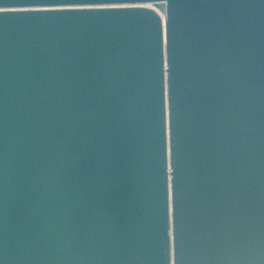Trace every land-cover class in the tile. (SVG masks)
Masks as SVG:
<instances>
[{
    "label": "water",
    "instance_id": "water-1",
    "mask_svg": "<svg viewBox=\"0 0 264 264\" xmlns=\"http://www.w3.org/2000/svg\"><path fill=\"white\" fill-rule=\"evenodd\" d=\"M0 264H264V0H0Z\"/></svg>",
    "mask_w": 264,
    "mask_h": 264
},
{
    "label": "snow or ice",
    "instance_id": "snow-or-ice-1",
    "mask_svg": "<svg viewBox=\"0 0 264 264\" xmlns=\"http://www.w3.org/2000/svg\"><path fill=\"white\" fill-rule=\"evenodd\" d=\"M84 2H90V0H17V3H23V4H31V3L72 4V3H84Z\"/></svg>",
    "mask_w": 264,
    "mask_h": 264
}]
</instances>
